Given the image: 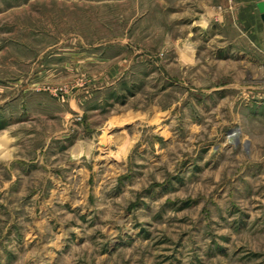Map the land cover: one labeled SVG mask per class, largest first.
<instances>
[{
    "label": "rangeland",
    "instance_id": "rangeland-1",
    "mask_svg": "<svg viewBox=\"0 0 264 264\" xmlns=\"http://www.w3.org/2000/svg\"><path fill=\"white\" fill-rule=\"evenodd\" d=\"M219 2L0 0V152L32 168L9 176L24 199L0 191V264H264V111L182 47ZM69 97L91 140L71 184L35 158ZM56 177L53 200L30 189Z\"/></svg>",
    "mask_w": 264,
    "mask_h": 264
},
{
    "label": "crops",
    "instance_id": "crops-1",
    "mask_svg": "<svg viewBox=\"0 0 264 264\" xmlns=\"http://www.w3.org/2000/svg\"><path fill=\"white\" fill-rule=\"evenodd\" d=\"M259 1L264 2V0ZM202 23L205 24V28H203ZM194 27L195 30L200 29V34H197L198 31L194 33L195 38L193 42L184 39L182 44L184 52L186 53L188 50L190 52L193 51L196 55L195 63H198L197 58H200L201 62L202 53L208 49L211 56H214L212 58L215 62L225 64V69H223L225 71L219 76L226 79L224 89L232 94H241L243 104L249 109L264 111V25L256 7V1L221 0L218 5L206 8L199 15V18L194 21ZM202 33H208L210 37L205 48H202L198 44L200 38H198V35H202ZM179 57L181 60L182 56L179 55ZM212 70L214 69L211 68ZM215 78H218V74ZM5 107H9V105L1 104L0 109L3 113ZM56 107L57 109H55L58 113L49 114V116L53 118L51 120H55L59 129L57 131L45 132L48 136L42 142L39 154L35 158H41L42 160L48 151L49 158L54 159L63 156L65 161L60 163L61 165L63 164V167L60 169L57 166L59 163L54 166H40L36 169L40 172H43V170L48 171L47 173L53 171L55 173L50 174L56 176L60 175L63 177L64 175L65 178L67 176V180H69L67 184H71V177L77 176L78 181L81 177L86 176L85 169L79 166V160L80 158L89 156V149L91 147V140L87 134L90 131L88 129V119L85 113L80 111V108L76 106L75 100L71 97L67 99L64 107L60 106L61 108H58L59 106L57 105ZM41 108V111L44 112L45 107L41 106ZM74 108H76L77 112H75ZM109 119H107L108 121L105 126L107 128L122 125L125 121L129 120V117L127 116L120 120H116L114 117L110 121ZM75 129L81 131V134L74 135ZM116 141L123 142L126 148L129 147L128 135H121L120 137L111 139V142ZM2 145H0V148ZM58 145H60L59 150ZM24 159L25 157L23 156L8 159L0 152L1 173L4 176H8V180L4 181L3 179L0 182V191H4L7 194L9 190H18L19 194L16 196L21 199L25 198V183L19 179V181L15 180L11 183V179L13 180V178L9 179V176L13 177L16 174L19 177L20 174H26L30 166H25ZM41 163L42 161H40ZM50 181L35 182L30 189L38 191L52 190L50 200H53V198L55 199L53 195L54 187L62 181L57 179V177L51 178ZM68 189L69 186H66L63 191ZM60 198L64 201L69 199L67 197ZM42 199H46V196ZM22 247L24 249L22 252H26V246ZM36 251L41 252L42 249L37 248ZM34 262L42 264L40 259H35Z\"/></svg>",
    "mask_w": 264,
    "mask_h": 264
},
{
    "label": "water",
    "instance_id": "water-1",
    "mask_svg": "<svg viewBox=\"0 0 264 264\" xmlns=\"http://www.w3.org/2000/svg\"><path fill=\"white\" fill-rule=\"evenodd\" d=\"M255 1H256V7L261 17V21L264 25V2H261L259 0H255Z\"/></svg>",
    "mask_w": 264,
    "mask_h": 264
}]
</instances>
